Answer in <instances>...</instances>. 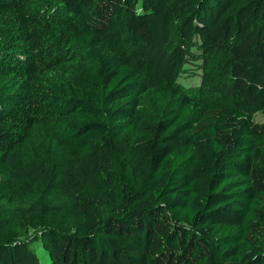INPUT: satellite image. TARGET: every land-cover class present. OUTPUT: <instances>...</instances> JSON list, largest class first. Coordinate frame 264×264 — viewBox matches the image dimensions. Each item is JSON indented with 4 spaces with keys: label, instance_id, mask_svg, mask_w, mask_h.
<instances>
[{
    "label": "trees",
    "instance_id": "1",
    "mask_svg": "<svg viewBox=\"0 0 264 264\" xmlns=\"http://www.w3.org/2000/svg\"><path fill=\"white\" fill-rule=\"evenodd\" d=\"M53 2L49 14L77 38L67 42L62 65L79 56L89 65L47 99L55 116L72 119L56 139L102 183L87 188L72 178L57 187L69 205L57 224L35 197L3 180L9 167L19 185L41 182L51 191L55 173L47 149L26 167L19 153L5 155L22 129L5 130L16 100L5 97L12 77L1 72L13 68L10 59L21 65L29 48L26 32L12 29L10 44L0 38V206L18 209L6 214L15 222L26 210L46 258L0 233V264H264V124L252 121L264 112V0ZM116 21L141 46V75L108 53L94 59L82 45L103 41ZM194 44L218 57L219 96L193 103L179 92L157 94L175 85ZM114 158L123 164L113 190Z\"/></svg>",
    "mask_w": 264,
    "mask_h": 264
},
{
    "label": "rangeland",
    "instance_id": "2",
    "mask_svg": "<svg viewBox=\"0 0 264 264\" xmlns=\"http://www.w3.org/2000/svg\"><path fill=\"white\" fill-rule=\"evenodd\" d=\"M54 0H0V15L5 18L0 27V38L4 39V45L12 42V29H22L27 34V43L22 51L21 65L15 59H10L13 68L2 71L1 77H12L4 80L5 97L16 100L13 112L5 123V130L9 132L22 129V134L14 135L9 141L6 157L13 152L19 153L20 162L26 167L31 162L41 163L44 159L43 149L50 152L54 160L55 173L52 180V190L48 191L41 182L19 185L14 181L9 167L5 168L3 180L7 182L15 192L25 191L36 198L42 209L48 215V223L56 220L60 224L69 207L60 195L57 187L68 179L77 178L82 184L91 188L101 185V177L89 176L80 167L73 149L60 146L56 136L65 128L72 119L55 116L47 103V99L53 95V89L64 83L74 73H82L83 68L88 69L86 59L79 56L75 63L62 65L65 57V46L69 39L77 40L70 24H61L48 12L50 3ZM141 10V6H138ZM138 10V11H139ZM56 27L54 28L52 25ZM84 49L96 59L98 53H108L117 57L122 66L133 68L138 74H142V50L141 46L132 43L119 28L116 21L109 35L101 42L93 41L90 48L84 43ZM217 56L201 51L196 44L189 47L181 76L172 88L157 90L160 96L167 91L180 93L182 102L201 103V101L213 99L219 96L224 85V79L216 70ZM10 89V96L5 93ZM150 98L145 95L144 102L148 104ZM187 100V101H186ZM252 121L264 124V112L258 111L252 114ZM135 134L130 133L125 139L131 143ZM123 161L114 158L115 186L121 187V170ZM111 202L115 196L110 191ZM13 210H7L0 206V233L12 236L20 241H27L33 245L41 259L46 258L44 243L38 241L41 235L27 225L24 216L25 211L19 210L20 222H15L6 214Z\"/></svg>",
    "mask_w": 264,
    "mask_h": 264
}]
</instances>
